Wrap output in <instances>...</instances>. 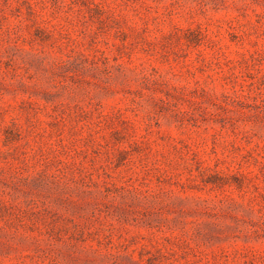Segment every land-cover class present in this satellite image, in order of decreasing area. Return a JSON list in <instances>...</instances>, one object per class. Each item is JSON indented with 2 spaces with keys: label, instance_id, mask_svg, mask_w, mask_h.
I'll return each mask as SVG.
<instances>
[{
  "label": "rangeland",
  "instance_id": "rangeland-1",
  "mask_svg": "<svg viewBox=\"0 0 264 264\" xmlns=\"http://www.w3.org/2000/svg\"><path fill=\"white\" fill-rule=\"evenodd\" d=\"M0 264H264V0H0Z\"/></svg>",
  "mask_w": 264,
  "mask_h": 264
}]
</instances>
